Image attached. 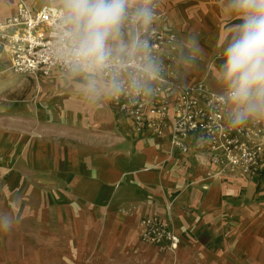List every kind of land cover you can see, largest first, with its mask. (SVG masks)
<instances>
[{
  "label": "crops",
  "instance_id": "0c3cea01",
  "mask_svg": "<svg viewBox=\"0 0 264 264\" xmlns=\"http://www.w3.org/2000/svg\"><path fill=\"white\" fill-rule=\"evenodd\" d=\"M25 2L31 10L60 5ZM16 6L0 0V22ZM160 12L159 28L178 43L196 33L203 50L193 66L175 67L174 80L186 75L184 84L204 81L221 91L216 53L239 19L226 0H160ZM1 64L9 65L5 53ZM50 76L51 113L0 115V213L14 217L10 230H0V264H40L46 240L67 264L133 256L143 246L139 221L153 215L179 236L180 264H264V179L222 173L194 140L186 153L172 148L168 131L132 134L109 99H89L66 73Z\"/></svg>",
  "mask_w": 264,
  "mask_h": 264
},
{
  "label": "clouds",
  "instance_id": "9594fccd",
  "mask_svg": "<svg viewBox=\"0 0 264 264\" xmlns=\"http://www.w3.org/2000/svg\"><path fill=\"white\" fill-rule=\"evenodd\" d=\"M57 38L51 55L80 90L101 98H152L167 66L152 51L151 37L159 0H60ZM240 22L223 46L216 80L229 126L239 128L264 118V0H226ZM203 54L196 33L177 43L173 64L193 66ZM108 73L107 76L104 74ZM186 75L167 85L182 88ZM14 217L0 213V230Z\"/></svg>",
  "mask_w": 264,
  "mask_h": 264
},
{
  "label": "built area",
  "instance_id": "2783aa9c",
  "mask_svg": "<svg viewBox=\"0 0 264 264\" xmlns=\"http://www.w3.org/2000/svg\"><path fill=\"white\" fill-rule=\"evenodd\" d=\"M61 6L44 5L31 10L25 0H17L16 12L0 22V55H7L9 70L16 75L47 76L57 70L66 73L53 58L51 50L57 38ZM161 16L160 0L152 30V51L167 66L159 81L157 94L138 100L110 99L116 113L124 119L132 134L162 136L168 131L172 148L190 151V140L204 148L207 161L220 171H234L248 179H264V118H254L239 128L226 119V108L204 81L174 88L173 64L178 38L156 23ZM67 74V73H66ZM105 76L108 73L104 74ZM201 158L204 154L195 153ZM140 238L145 243L174 252L180 238L172 224L158 216L140 221Z\"/></svg>",
  "mask_w": 264,
  "mask_h": 264
},
{
  "label": "rangeland",
  "instance_id": "374dc122",
  "mask_svg": "<svg viewBox=\"0 0 264 264\" xmlns=\"http://www.w3.org/2000/svg\"><path fill=\"white\" fill-rule=\"evenodd\" d=\"M222 53L223 51L220 50L216 53V56L221 57ZM51 77L52 76L50 75L38 77L16 75L12 73L7 66L1 64L0 115H15V117L26 118L30 117L29 115L32 111L38 112L39 116H45L47 113H51V108L55 105V77ZM28 106H33L34 109L26 108ZM224 172L225 171L222 173ZM231 175L248 179L236 173ZM52 239L55 241V237ZM140 242L143 246H141V248L138 249L137 254L133 256L125 255L121 258V256L114 254L111 258L107 259L102 257H92L90 258L91 260L89 262L86 261L87 263L85 264H180L177 257L179 245L177 249L172 252L166 249H161L154 244L145 243L141 238ZM37 248L39 249V246ZM37 248L34 247V249ZM95 255L96 254H93L92 256ZM58 258L59 260H55V243L46 240L44 251L38 254V261L40 264H67V260L64 258H61L60 256H58Z\"/></svg>",
  "mask_w": 264,
  "mask_h": 264
},
{
  "label": "trees",
  "instance_id": "16d2710c",
  "mask_svg": "<svg viewBox=\"0 0 264 264\" xmlns=\"http://www.w3.org/2000/svg\"><path fill=\"white\" fill-rule=\"evenodd\" d=\"M239 22H240V20L239 19H236V20H233V21L229 22V24H237Z\"/></svg>",
  "mask_w": 264,
  "mask_h": 264
}]
</instances>
